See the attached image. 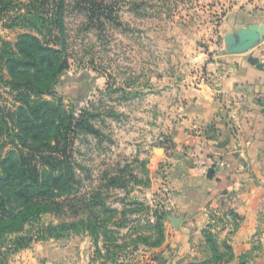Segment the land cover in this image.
Segmentation results:
<instances>
[{
    "label": "rangeland",
    "instance_id": "374dc122",
    "mask_svg": "<svg viewBox=\"0 0 264 264\" xmlns=\"http://www.w3.org/2000/svg\"><path fill=\"white\" fill-rule=\"evenodd\" d=\"M94 1L105 12L92 17L85 0H65L62 24L47 15L54 32L41 36L33 24L45 27L42 0L34 6L0 0V174L11 163L7 158L33 161L62 133L68 154L60 155L56 172L68 169L73 177L53 201L0 236V260L8 254L2 264L160 260L165 169L157 164L163 151L153 148L167 137L163 129L172 116L166 111L184 87L210 80L205 67L226 53L225 36L251 24L250 15L264 14V0ZM27 34L40 43L31 47ZM42 47L55 48L60 59L46 94L31 90L33 69H10L31 59L26 48L48 54ZM24 179L31 182L28 174ZM82 201L86 212L75 213ZM218 232L199 244V264H221L217 259L231 254ZM17 238L26 246L12 252Z\"/></svg>",
    "mask_w": 264,
    "mask_h": 264
},
{
    "label": "crops",
    "instance_id": "0c3cea01",
    "mask_svg": "<svg viewBox=\"0 0 264 264\" xmlns=\"http://www.w3.org/2000/svg\"><path fill=\"white\" fill-rule=\"evenodd\" d=\"M250 16L233 34L257 25L261 41L221 53L205 67L210 80L184 87L166 111L168 146L153 149L163 151L169 215L151 264H199L210 231L233 247L221 264H264V14Z\"/></svg>",
    "mask_w": 264,
    "mask_h": 264
},
{
    "label": "trees",
    "instance_id": "16d2710c",
    "mask_svg": "<svg viewBox=\"0 0 264 264\" xmlns=\"http://www.w3.org/2000/svg\"><path fill=\"white\" fill-rule=\"evenodd\" d=\"M35 0H31V5L34 6ZM44 5L43 17L44 20V29H40L36 24H33L37 29L38 34L51 35L54 32L53 25H49L47 15L51 16V21L54 20V23H58L61 20L65 6V0H42ZM83 9L89 11L90 16H97V13H104V8L101 4L96 3L94 0H85ZM30 5V6H31ZM86 5L91 6L90 9ZM47 8V9H45ZM97 12V13H96ZM58 15L60 16L59 19ZM32 22V18L30 19ZM26 40H29L31 47H34L35 43H40V39L37 35L27 34ZM26 42V41H25ZM27 54L30 55V60L26 62H18L12 64L10 67L13 72L14 65L18 67H23L26 69H33L31 76L33 80L37 83L31 88L34 92L38 94L49 93V89H46V85L53 76L54 70L59 63L60 59L57 57V50L52 47H42L41 50L47 52L48 54L40 55L39 57L34 54L33 50L28 48L25 49ZM50 55H53L52 57ZM40 60V61H39ZM39 61V62H38ZM64 63L58 66V71L62 70ZM55 74V73H54ZM39 83H42L39 84ZM49 104V103H47ZM47 120L51 115H46ZM46 120V123H47ZM82 122L77 123L79 126ZM54 142L45 143L43 146L45 150H37L34 153V160L27 162L26 159H23V162L12 161L11 158H7V161H11L9 167H5L4 172L0 174V236L5 237L12 230L14 223L21 224L28 221L29 214L38 212L43 208V201H53L52 196H55V190L61 188H67L69 186V180L73 179L70 175L68 169H62L60 172H56L60 167H58V160L61 159L60 155L66 156L68 154V141L69 138L62 133H58L53 137ZM46 151L48 153H46ZM58 163V164H57ZM48 169V171H47ZM60 170V169H59ZM15 173L12 179V174ZM31 178V182L27 183L25 181V176ZM69 202H72L69 200ZM83 205L80 211L86 212L87 202L82 201ZM55 205H61L59 202H54ZM169 215L168 210H164L159 216V224L163 229V239H164V230L165 225L164 221ZM86 228V222L83 223ZM210 241L211 234L209 232L205 233ZM25 238H17L15 241V248L12 252H17L20 249L26 246L23 241ZM163 241V240H162ZM209 241V242H210ZM6 254L4 258L1 257L0 264L7 263Z\"/></svg>",
    "mask_w": 264,
    "mask_h": 264
},
{
    "label": "water",
    "instance_id": "95a60500",
    "mask_svg": "<svg viewBox=\"0 0 264 264\" xmlns=\"http://www.w3.org/2000/svg\"><path fill=\"white\" fill-rule=\"evenodd\" d=\"M263 38V29L257 25L241 29L236 35L225 36L227 44V54L244 53L254 48ZM178 221V219H174ZM176 223V222H175Z\"/></svg>",
    "mask_w": 264,
    "mask_h": 264
},
{
    "label": "built area",
    "instance_id": "2783aa9c",
    "mask_svg": "<svg viewBox=\"0 0 264 264\" xmlns=\"http://www.w3.org/2000/svg\"><path fill=\"white\" fill-rule=\"evenodd\" d=\"M161 141H162V143L161 144H163V146H168V138L166 137H161Z\"/></svg>",
    "mask_w": 264,
    "mask_h": 264
}]
</instances>
